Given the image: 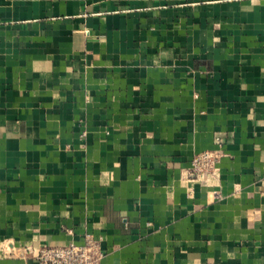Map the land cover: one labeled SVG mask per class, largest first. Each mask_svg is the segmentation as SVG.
Wrapping results in <instances>:
<instances>
[{
  "label": "crops",
  "instance_id": "1",
  "mask_svg": "<svg viewBox=\"0 0 264 264\" xmlns=\"http://www.w3.org/2000/svg\"><path fill=\"white\" fill-rule=\"evenodd\" d=\"M84 233L99 264H264V0H0V264Z\"/></svg>",
  "mask_w": 264,
  "mask_h": 264
},
{
  "label": "built area",
  "instance_id": "2",
  "mask_svg": "<svg viewBox=\"0 0 264 264\" xmlns=\"http://www.w3.org/2000/svg\"><path fill=\"white\" fill-rule=\"evenodd\" d=\"M223 155L221 147L196 153L188 167L191 178L215 173L217 163ZM72 233L71 229H67ZM28 253H33L38 264H99L103 257L100 240L91 233H84L79 242L70 241L63 245H42L37 251L27 247Z\"/></svg>",
  "mask_w": 264,
  "mask_h": 264
}]
</instances>
